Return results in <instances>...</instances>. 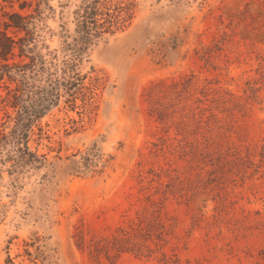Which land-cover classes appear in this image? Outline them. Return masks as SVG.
<instances>
[{
    "label": "rangeland",
    "instance_id": "1",
    "mask_svg": "<svg viewBox=\"0 0 264 264\" xmlns=\"http://www.w3.org/2000/svg\"><path fill=\"white\" fill-rule=\"evenodd\" d=\"M22 1L0 264H264V0Z\"/></svg>",
    "mask_w": 264,
    "mask_h": 264
},
{
    "label": "trees",
    "instance_id": "2",
    "mask_svg": "<svg viewBox=\"0 0 264 264\" xmlns=\"http://www.w3.org/2000/svg\"><path fill=\"white\" fill-rule=\"evenodd\" d=\"M8 3L12 4L14 0H4ZM32 1L29 0H23L19 8L21 10H24L26 7L30 6ZM97 1L95 2H89L88 4L83 7L82 9V15L80 16L81 21L80 24L82 26V33L84 35V38L87 41L91 40V33L92 30L94 31V35L98 36L101 35L104 31V21H101L97 19V15H99V8L97 7ZM12 7V5H11ZM8 19L3 21L4 28H0V59L2 60H8L9 56H14L15 48H20V53L24 54L25 52V46H23L22 42H24L25 38L18 37L11 35L8 32L9 28H15L16 31H27L28 22L26 21L27 18L30 16V14H22L20 11H4L3 14ZM107 29V28H105ZM109 29V28H108ZM22 40V42H21ZM28 149V148H26ZM24 149L22 154L27 153L28 150Z\"/></svg>",
    "mask_w": 264,
    "mask_h": 264
}]
</instances>
